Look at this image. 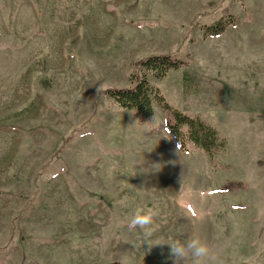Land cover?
I'll list each match as a JSON object with an SVG mask.
<instances>
[{
  "label": "rangeland",
  "instance_id": "1",
  "mask_svg": "<svg viewBox=\"0 0 264 264\" xmlns=\"http://www.w3.org/2000/svg\"><path fill=\"white\" fill-rule=\"evenodd\" d=\"M157 57L178 67L141 68ZM143 77L223 149L182 151L156 103L108 95ZM194 233L264 264V0H0V264H173L164 243Z\"/></svg>",
  "mask_w": 264,
  "mask_h": 264
},
{
  "label": "trees",
  "instance_id": "2",
  "mask_svg": "<svg viewBox=\"0 0 264 264\" xmlns=\"http://www.w3.org/2000/svg\"><path fill=\"white\" fill-rule=\"evenodd\" d=\"M234 23L232 17L227 20H220L212 28H208L205 34L218 36L224 32L225 25ZM178 63L169 57L151 58L141 64V68L146 72L153 73L157 78L164 77L168 69H176ZM111 99L121 108L135 111L140 116H151L153 105L156 103L165 117V129L178 144L180 150L185 151L186 145L192 144L194 147L203 150L210 156L223 149V142L219 140L213 128L203 124L199 119L184 115L177 109L170 107L164 98L146 81L143 77L136 82L135 86L129 90L111 91L108 94Z\"/></svg>",
  "mask_w": 264,
  "mask_h": 264
},
{
  "label": "clouds",
  "instance_id": "3",
  "mask_svg": "<svg viewBox=\"0 0 264 264\" xmlns=\"http://www.w3.org/2000/svg\"><path fill=\"white\" fill-rule=\"evenodd\" d=\"M158 212L153 208L138 206L134 209L128 223L130 230L139 228L145 238L153 235L152 225ZM167 244L170 247L169 256L173 264H224L219 252L214 251L206 238L198 233L188 236L183 241H173ZM163 245V244H159Z\"/></svg>",
  "mask_w": 264,
  "mask_h": 264
}]
</instances>
